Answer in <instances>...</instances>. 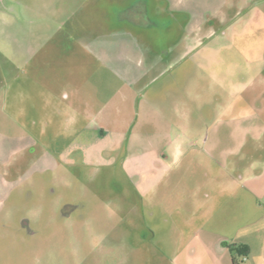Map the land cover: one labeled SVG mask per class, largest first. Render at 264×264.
<instances>
[{
    "label": "rangeland",
    "instance_id": "obj_1",
    "mask_svg": "<svg viewBox=\"0 0 264 264\" xmlns=\"http://www.w3.org/2000/svg\"><path fill=\"white\" fill-rule=\"evenodd\" d=\"M123 1L0 0V139L29 134L38 141L19 151L14 166L0 174V264H173L166 251L174 254L179 241L180 221L175 217L166 235L165 215L173 209L160 204L161 194L144 200L138 178L124 166V146L110 151L113 160L87 163L72 155L77 159L68 162L61 153L76 130L14 125L15 88L8 83L31 57L32 46L55 27L91 26L100 34L117 25L115 35L150 46L163 57L164 86L169 97L181 99L187 115L183 131L193 143L182 165L162 180L178 186V195L186 196L184 190L191 187L213 190L221 180L241 184L252 165L264 160V140L232 156L228 168L204 150L225 105H231V118L240 111L260 112L257 100L264 107V0ZM101 13H120V21L115 17L107 24ZM204 14L211 15L212 26ZM118 83L114 77L108 93ZM47 154L56 168L47 164ZM42 157L47 160L39 161Z\"/></svg>",
    "mask_w": 264,
    "mask_h": 264
},
{
    "label": "crops",
    "instance_id": "obj_2",
    "mask_svg": "<svg viewBox=\"0 0 264 264\" xmlns=\"http://www.w3.org/2000/svg\"><path fill=\"white\" fill-rule=\"evenodd\" d=\"M115 17L120 21V13H101V21L107 24ZM116 29L117 25L99 34L91 26L63 25L47 36L45 33V39L32 46L31 57L17 67L8 83L15 88L14 125L18 129L60 126L76 130L70 147L61 153L68 162L77 159L72 155L84 157L87 163L103 161L111 157L110 151L124 146V166L138 178L144 200L161 194L160 204L173 209L172 215H165L166 235L174 218L180 221L175 253L166 251L173 264H233V245L249 247L243 264H264V160L252 165V172L243 176L241 184L221 180L213 190L186 188L184 197L178 195V186L162 184L163 177H170L182 165L186 148L193 144L183 131L187 115L178 95L169 97L164 86L168 75L159 52L132 38H120ZM105 32L108 34L103 37ZM110 34L112 37H107ZM114 77L119 83L110 94L107 88ZM173 86L169 88L175 89ZM6 94L9 99V91ZM257 103L264 112L260 100ZM230 108L225 105L226 112L214 121L204 149L213 160L221 163L223 159L226 168L232 156L250 143L264 140L260 112L240 111L238 117L231 118ZM233 135L236 138L231 141ZM24 136L0 139V174L3 168L6 171L14 166L19 151L38 144L29 134ZM7 142L10 148H6ZM47 157V164L56 168L55 159L50 154ZM162 247L167 245L163 242Z\"/></svg>",
    "mask_w": 264,
    "mask_h": 264
},
{
    "label": "trees",
    "instance_id": "obj_3",
    "mask_svg": "<svg viewBox=\"0 0 264 264\" xmlns=\"http://www.w3.org/2000/svg\"><path fill=\"white\" fill-rule=\"evenodd\" d=\"M231 249L236 252L233 256V264H243L250 252L247 245H233Z\"/></svg>",
    "mask_w": 264,
    "mask_h": 264
},
{
    "label": "flooded vegetation",
    "instance_id": "obj_4",
    "mask_svg": "<svg viewBox=\"0 0 264 264\" xmlns=\"http://www.w3.org/2000/svg\"><path fill=\"white\" fill-rule=\"evenodd\" d=\"M205 15V14H204ZM205 16H207L206 18H207V23H208V25L210 24L211 26H212V20L210 19V17H211V15L210 16H208V15H205ZM211 26H209V28H211ZM70 208V209H73V205L72 204H68L67 205V208Z\"/></svg>",
    "mask_w": 264,
    "mask_h": 264
}]
</instances>
